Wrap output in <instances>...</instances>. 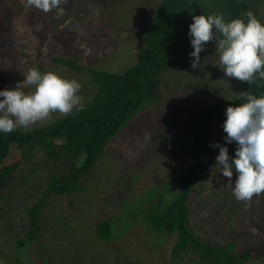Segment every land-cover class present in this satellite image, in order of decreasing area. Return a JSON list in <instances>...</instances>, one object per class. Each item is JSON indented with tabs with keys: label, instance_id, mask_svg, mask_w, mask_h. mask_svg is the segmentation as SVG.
Segmentation results:
<instances>
[{
	"label": "trees",
	"instance_id": "obj_1",
	"mask_svg": "<svg viewBox=\"0 0 264 264\" xmlns=\"http://www.w3.org/2000/svg\"><path fill=\"white\" fill-rule=\"evenodd\" d=\"M138 5L139 0L109 2L116 11H130ZM248 10L264 23V0H155L145 14L149 22L142 31L143 45L130 64L118 68L83 65L78 54L50 60L86 75L94 92L83 111L74 110L29 129L0 132V264H155L134 254L137 247L128 234L136 225L143 227L148 241L156 238L162 243L163 235L174 237L170 264H247L254 258L250 251L237 250L235 238L221 236L220 230L230 225H225L219 212L215 214L214 208L204 212L209 203L225 217L243 212L246 201H237L233 195L237 173L233 172L232 183L220 177L222 166L215 159L219 148L210 147L224 144L234 157L237 145L221 141L227 135L222 128L215 130L220 133L211 129L224 123L228 106L246 102L242 92L257 98L264 95V80L249 85L228 78L220 68L209 69L202 52L205 66L193 70L194 58L189 55L193 16L222 14L226 22L235 18L246 22ZM110 47L108 43L104 52ZM34 68L42 71L41 64ZM228 81L237 84L223 86ZM216 82L224 96L194 117L187 161L180 172L167 176L161 185L148 187L131 204L117 203L107 195L103 205L122 209L96 219L87 196L109 141L138 112L209 90ZM198 182L206 183L205 194L196 187ZM193 196L203 208L205 225L192 220ZM106 242L112 243L109 251ZM29 246L37 262L29 256Z\"/></svg>",
	"mask_w": 264,
	"mask_h": 264
},
{
	"label": "rangeland",
	"instance_id": "obj_2",
	"mask_svg": "<svg viewBox=\"0 0 264 264\" xmlns=\"http://www.w3.org/2000/svg\"><path fill=\"white\" fill-rule=\"evenodd\" d=\"M111 1L114 0H68L62 5L63 11L53 9L45 13L35 7H26V0H0V90L15 88L16 82H22L29 69L41 64V73L52 71L67 79H76L82 85L79 94L83 103L90 100L94 87L88 83V77L50 60L59 55L69 58L78 54L83 65L118 68L121 64H130L143 45L142 31L149 22L145 14L155 0H139L140 5L130 11H116L109 6ZM120 32L122 37H119ZM108 43L111 47L104 52ZM202 53L209 69H219L214 41L206 43ZM129 56L132 60L127 59ZM236 84L228 81L223 86L235 87ZM221 89L220 82H216L209 90L179 96L170 104L166 102L147 108L121 128L109 141L107 153L96 173L95 185L88 191L87 199L94 205L96 219L122 209L119 205H103L108 202L107 195L117 203L124 200L131 204L148 187L161 185L167 176L180 172L187 161L186 146L192 121L208 104L220 96L223 98ZM60 116L59 113L53 114L47 122ZM222 125H216L211 132L223 129ZM205 138L212 140L208 134ZM221 141L226 142L224 136ZM201 173L204 171H199ZM220 177H224L221 170ZM212 178L209 174V179ZM215 182H209V188H213ZM205 184L198 182L196 186L203 189L202 194L208 190ZM194 196L190 201L192 220L204 224L203 208ZM208 208L204 213L214 208L225 225H230L220 230L221 236L239 241L238 251L253 253L254 258L247 264H264V193L246 201L243 212L233 216L225 217L213 203H209ZM128 236L137 247H134V254L155 264H170L173 236L163 235L162 243L156 238L148 241L141 225H136ZM105 245L109 251L112 243L106 242ZM31 249L29 246V256L37 262L38 258L31 254Z\"/></svg>",
	"mask_w": 264,
	"mask_h": 264
},
{
	"label": "clouds",
	"instance_id": "obj_3",
	"mask_svg": "<svg viewBox=\"0 0 264 264\" xmlns=\"http://www.w3.org/2000/svg\"><path fill=\"white\" fill-rule=\"evenodd\" d=\"M68 0H26V7H35L45 13L53 9L63 11ZM245 19L235 18L226 22L222 14L195 15L189 25L193 51L189 54L193 70L201 69V52L206 43L215 42L220 69L228 78L249 85L264 80V23L248 10ZM217 33L219 37H217ZM32 89L31 91H25ZM82 85L76 79H67L48 71L41 73L36 68L24 74L15 88L0 90V132L11 133L17 128L29 129L37 123H46L53 114L61 116L83 111V97L79 94ZM246 101L238 106H228L222 127L227 134V144L235 142V156L230 157L228 148H219L216 164L222 166V174L232 183L233 172L237 173L233 195L237 201H250L264 193V95L257 98L251 92H242Z\"/></svg>",
	"mask_w": 264,
	"mask_h": 264
}]
</instances>
